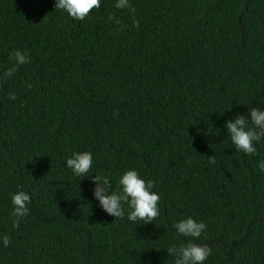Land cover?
I'll list each match as a JSON object with an SVG mask.
<instances>
[{"label": "trees", "instance_id": "16d2710c", "mask_svg": "<svg viewBox=\"0 0 264 264\" xmlns=\"http://www.w3.org/2000/svg\"><path fill=\"white\" fill-rule=\"evenodd\" d=\"M115 4L77 21L55 0H0V264H174L189 216L205 264H264V140L246 155L223 128L264 107V0ZM17 50L30 62L4 78ZM84 151L83 178L65 160ZM130 169L160 194L152 223L93 199L91 176L111 191ZM18 190L31 203L13 228Z\"/></svg>", "mask_w": 264, "mask_h": 264}, {"label": "clouds", "instance_id": "9594fccd", "mask_svg": "<svg viewBox=\"0 0 264 264\" xmlns=\"http://www.w3.org/2000/svg\"><path fill=\"white\" fill-rule=\"evenodd\" d=\"M101 3L102 0H55L54 8L67 13L73 20L83 21L89 17L93 9H99ZM115 7L118 9L129 7V0H116ZM10 60H13L14 64L3 73L4 78L10 77L17 66L30 62L28 54L19 50L10 54ZM9 99L15 100L16 97L10 94ZM260 104L264 105L261 102ZM223 128L227 131V138L230 139L236 151L255 156L256 145L264 140V107L249 106L246 115L238 113L233 119L225 121ZM208 160L210 163L215 162V158H208ZM65 166L74 176L83 178L90 176L88 174L93 167L92 153L73 152L66 158ZM258 167L264 171V161H260ZM91 177L94 183L93 199L99 203L101 210L107 215L121 219L126 215L128 221L135 223L139 220L144 224L152 223L159 216L160 194L154 191V182L151 179L142 178L137 170L130 169L122 173L117 180L118 187L111 191L113 183L107 176ZM30 203V194L24 190H18L11 195L13 228L19 227L20 221L28 215ZM125 205L127 212H125ZM172 227L178 237L187 240V243L179 247L173 245L167 249L168 255L175 257L174 264H205L212 254L211 248L193 241L201 238L206 232L207 225L189 216L173 223ZM0 243L7 247L10 243L8 235L0 236Z\"/></svg>", "mask_w": 264, "mask_h": 264}]
</instances>
